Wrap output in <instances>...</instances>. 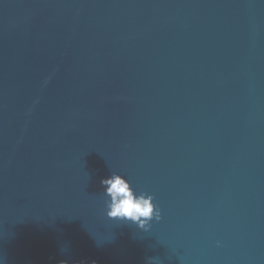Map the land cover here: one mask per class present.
Returning a JSON list of instances; mask_svg holds the SVG:
<instances>
[{"label":"water","instance_id":"95a60500","mask_svg":"<svg viewBox=\"0 0 264 264\" xmlns=\"http://www.w3.org/2000/svg\"><path fill=\"white\" fill-rule=\"evenodd\" d=\"M0 264H264V0H0Z\"/></svg>","mask_w":264,"mask_h":264},{"label":"clouds","instance_id":"9594fccd","mask_svg":"<svg viewBox=\"0 0 264 264\" xmlns=\"http://www.w3.org/2000/svg\"><path fill=\"white\" fill-rule=\"evenodd\" d=\"M101 183L108 186V195L112 199L108 212L110 219L139 221L141 227H144L147 221L152 219L154 206L150 203V199L134 196L125 180L113 177L103 180ZM155 216L157 220L160 218L159 213H155Z\"/></svg>","mask_w":264,"mask_h":264}]
</instances>
